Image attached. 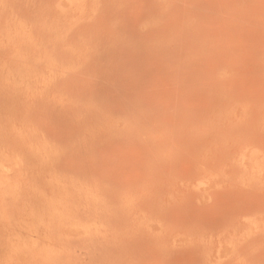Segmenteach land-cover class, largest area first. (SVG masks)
<instances>
[{
    "label": "rangeland",
    "instance_id": "1",
    "mask_svg": "<svg viewBox=\"0 0 264 264\" xmlns=\"http://www.w3.org/2000/svg\"><path fill=\"white\" fill-rule=\"evenodd\" d=\"M0 26V264H264V0H0Z\"/></svg>",
    "mask_w": 264,
    "mask_h": 264
},
{
    "label": "bare ground",
    "instance_id": "2",
    "mask_svg": "<svg viewBox=\"0 0 264 264\" xmlns=\"http://www.w3.org/2000/svg\"><path fill=\"white\" fill-rule=\"evenodd\" d=\"M7 8H8V7H7ZM8 10H9V9H8ZM10 14H11V13H10ZM10 14H9V15H10ZM7 15H8V14H7ZM9 19H10V18H9ZM5 24H6V23H5ZM10 25H11V24H10ZM5 26H6V25H5ZM19 26H20V25H19ZM19 26H18V27H19ZM0 27H1V26H0ZM2 27H3V26H2ZM23 27H24V26H23ZM5 28H6V27H5ZM18 29H19V28H18ZM21 29H22V27H21ZM23 31H24V30H23ZM23 31L21 30L20 33L23 32ZM6 32H7V31H6ZM10 35H11V34H10ZM18 35H19V34H18ZM20 35H21V38H22V36H23V38L25 39V37H26L25 40H27V36H24V35H22V34H20ZM18 37H20V36H18ZM8 40H9V39H8ZM7 42H8V41H7ZM21 42H23V41H21ZM23 43H24V42H23ZM25 43H26V41H25ZM25 43H24V44H25ZM87 103H89V102H87ZM88 105H89V104H88ZM86 106H87V104H86ZM96 106H97V105H96ZM96 106H95V108H96ZM93 108H94V107H93ZM4 112H5V111H4ZM96 112H97V111H96ZM0 113H1V112H0ZM5 114H6V113H5ZM3 115H4V114H3ZM4 118H5V117H4ZM10 118H11V117H10ZM24 125H25V124H24ZM1 127H2V126H1ZM4 130H5V129H4ZM26 141H27V142H24V143H26V145H27V147H28V144H27V143H28V139H27ZM19 143H20V142H19ZM24 143H23V146H24ZM20 144L22 145V143H20ZM21 145H20V146H21ZM27 147H26V148H27ZM39 147H40V146H39ZM17 148H18V147H17ZM17 148H16V149H17ZM37 148H38V145H37ZM1 149H2V148H1ZM1 149H0V150H1ZM49 149H50V148H49ZM45 150H46V149H45ZM27 151H28V150H27ZM20 152H21V151H20ZM50 152H51V151H50ZM16 154H17V153H16ZM24 154H25V153H24ZM24 154H23V155H24ZM26 156H27V155H25V157H26ZM44 156H45V155H44ZM47 156H48V155H47ZM7 158H8V157H7ZM13 158H14V157H13ZM17 158H18V157H17ZM4 160H6V159H4ZM25 160H26V159H25ZM18 161H19V159H18ZM22 161H23V160H22ZM13 163H14V162H13ZM26 165H27V164H26ZM25 174H26V173H25ZM2 175H3V174H2ZM22 175H23V174H22ZM25 176H26V175H25ZM9 179H10V178H9ZM9 182H10V181H9ZM14 182H15V181H14ZM2 185H3V182H2Z\"/></svg>",
    "mask_w": 264,
    "mask_h": 264
}]
</instances>
